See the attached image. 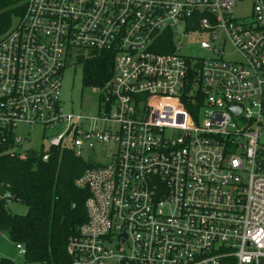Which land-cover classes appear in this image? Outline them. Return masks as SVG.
<instances>
[{
	"label": "built area",
	"instance_id": "built-area-1",
	"mask_svg": "<svg viewBox=\"0 0 264 264\" xmlns=\"http://www.w3.org/2000/svg\"><path fill=\"white\" fill-rule=\"evenodd\" d=\"M237 4L28 0L0 39V144L10 156L26 159L37 127L50 148L77 157L94 142L116 145L109 163L76 181L90 195L87 221L68 242L72 264L264 259V0H252L250 22L235 16ZM194 35L207 37L200 47L214 57L181 54ZM167 37L175 51L158 52ZM87 51L115 61L98 118L66 113L61 101L65 69ZM190 62L200 64L199 87Z\"/></svg>",
	"mask_w": 264,
	"mask_h": 264
},
{
	"label": "trees",
	"instance_id": "trees-1",
	"mask_svg": "<svg viewBox=\"0 0 264 264\" xmlns=\"http://www.w3.org/2000/svg\"><path fill=\"white\" fill-rule=\"evenodd\" d=\"M27 7L28 0H0V38L13 29L14 20L22 18ZM156 50L174 52L172 38L163 39ZM76 61L83 66L85 86L106 89L113 81L112 54L79 52ZM189 65L191 88L199 87L200 64L190 62ZM188 108L191 112L198 109L192 104ZM8 150L9 146L0 144V189L8 187L14 197L26 203L27 212L13 213L10 201L0 197V234H7L15 245L24 246L27 264H72L68 242L87 221L86 201L90 195L76 181L96 164L77 157L68 148L46 151L42 146L40 151H28L25 160L10 156ZM45 154H50L47 162L43 160ZM0 264L16 263L0 258Z\"/></svg>",
	"mask_w": 264,
	"mask_h": 264
},
{
	"label": "rangeland",
	"instance_id": "rangeland-1",
	"mask_svg": "<svg viewBox=\"0 0 264 264\" xmlns=\"http://www.w3.org/2000/svg\"><path fill=\"white\" fill-rule=\"evenodd\" d=\"M213 3L214 0H208ZM252 0H238L237 7L235 8V16L237 18L246 17V21L250 22L252 19ZM19 20H14V25H18ZM1 39V38H0ZM208 40L207 37L198 38L197 35L183 38L181 40L183 56H192L195 58L208 59L214 57L212 54L205 52L201 49V41ZM224 52L229 60H237L239 57L235 54V48L230 42L224 45ZM83 66L78 63L69 62V65L64 71L62 88H61V101L63 103L66 113H80L86 117L98 118L101 109H103L104 98L107 96V89H101L94 86H85L83 84ZM95 131L101 132L105 130V126L101 122L94 126ZM88 130V127L86 128ZM43 128L37 127L35 134H32L31 147L34 150L40 151L41 145L44 144L45 150L50 149L48 140H44ZM58 133H48L45 137L58 136ZM176 134V132H175ZM117 151L115 144H105L103 142H94L93 148L87 145L81 155L85 161L94 164H105L111 161L112 154ZM11 211L18 215H24L27 212L25 205L17 204L12 201L9 202ZM0 258H8L13 260L16 264H27L25 256L21 255L16 245L12 242L7 234H0ZM259 264H264V259Z\"/></svg>",
	"mask_w": 264,
	"mask_h": 264
},
{
	"label": "water",
	"instance_id": "water-1",
	"mask_svg": "<svg viewBox=\"0 0 264 264\" xmlns=\"http://www.w3.org/2000/svg\"><path fill=\"white\" fill-rule=\"evenodd\" d=\"M231 109L237 115L241 114V111H242L241 107L234 105V106H231ZM0 197L5 200L13 201L14 203H17V204L26 205V203L23 200H21L18 196L14 197L11 191L9 190V188L6 186L0 189Z\"/></svg>",
	"mask_w": 264,
	"mask_h": 264
},
{
	"label": "crops",
	"instance_id": "crops-1",
	"mask_svg": "<svg viewBox=\"0 0 264 264\" xmlns=\"http://www.w3.org/2000/svg\"><path fill=\"white\" fill-rule=\"evenodd\" d=\"M43 145H44V144H42L41 147H42ZM30 146H31V144H30Z\"/></svg>",
	"mask_w": 264,
	"mask_h": 264
}]
</instances>
